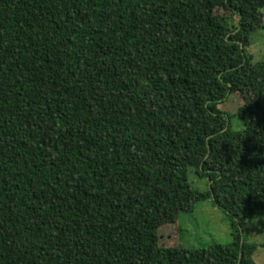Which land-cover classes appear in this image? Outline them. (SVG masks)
<instances>
[{
    "label": "trees",
    "instance_id": "obj_1",
    "mask_svg": "<svg viewBox=\"0 0 264 264\" xmlns=\"http://www.w3.org/2000/svg\"><path fill=\"white\" fill-rule=\"evenodd\" d=\"M263 9L0 0V264H256L243 228L264 215V60L247 49ZM242 89L233 131L220 106ZM206 201L232 243H162L165 218Z\"/></svg>",
    "mask_w": 264,
    "mask_h": 264
},
{
    "label": "rangeland",
    "instance_id": "obj_2",
    "mask_svg": "<svg viewBox=\"0 0 264 264\" xmlns=\"http://www.w3.org/2000/svg\"><path fill=\"white\" fill-rule=\"evenodd\" d=\"M220 13L225 14L224 11H220ZM247 55L254 62L264 60V28L251 34V45L247 49ZM253 100V95L242 89L238 94L230 95L221 104L220 109L230 118L233 131L243 130V122L236 114L245 102L251 103ZM189 181L194 189L202 192L209 189L208 180L199 178L194 171L189 172ZM163 222V224H172L170 227L172 232L169 238L167 236L165 239L163 238L162 243L163 241L172 242L170 244L181 242L186 249H201L215 243L226 245L233 242L230 217L211 201L198 203L194 211L190 213L169 215ZM243 232L249 242L258 246L253 257L255 263L264 264V215L248 219L245 222Z\"/></svg>",
    "mask_w": 264,
    "mask_h": 264
}]
</instances>
